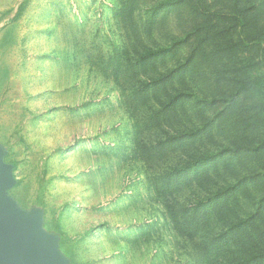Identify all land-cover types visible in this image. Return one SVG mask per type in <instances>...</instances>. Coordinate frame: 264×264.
<instances>
[{
    "label": "rangeland",
    "instance_id": "rangeland-1",
    "mask_svg": "<svg viewBox=\"0 0 264 264\" xmlns=\"http://www.w3.org/2000/svg\"><path fill=\"white\" fill-rule=\"evenodd\" d=\"M0 159L67 264H264V0H0Z\"/></svg>",
    "mask_w": 264,
    "mask_h": 264
},
{
    "label": "water",
    "instance_id": "water-1",
    "mask_svg": "<svg viewBox=\"0 0 264 264\" xmlns=\"http://www.w3.org/2000/svg\"><path fill=\"white\" fill-rule=\"evenodd\" d=\"M12 171L0 159V264H67L56 242L42 234L40 215H21L5 196L14 184Z\"/></svg>",
    "mask_w": 264,
    "mask_h": 264
},
{
    "label": "trees",
    "instance_id": "trees-1",
    "mask_svg": "<svg viewBox=\"0 0 264 264\" xmlns=\"http://www.w3.org/2000/svg\"><path fill=\"white\" fill-rule=\"evenodd\" d=\"M162 52H164V51H159L158 53H151V56L156 57L158 54H160ZM214 157H215L214 155H204V156L200 157L199 159H197L194 164H196L198 167H205L206 165H209L214 160ZM166 192L168 194H170L169 190H166ZM179 211L180 212H186L183 215H181L186 219V225H184L183 230L189 231L190 229L196 228L198 226V224L201 223V221H199V219L196 218V212H195V218L197 221H195L193 219V215H190V217H189V213H188L189 210L185 211L184 207H181ZM213 244L220 245L219 244V237H218V239L214 240ZM218 250H220V249L218 248ZM234 260L236 261L235 264H238L239 261H244L243 264H256L260 261V259H258L257 257H255L253 255H251L249 258H242V257H239L236 253L234 254Z\"/></svg>",
    "mask_w": 264,
    "mask_h": 264
}]
</instances>
